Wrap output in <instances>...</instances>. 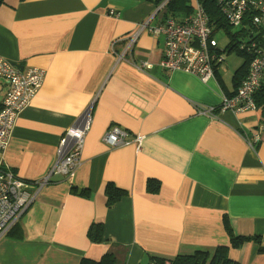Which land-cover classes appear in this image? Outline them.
<instances>
[{"label":"crops","instance_id":"obj_1","mask_svg":"<svg viewBox=\"0 0 264 264\" xmlns=\"http://www.w3.org/2000/svg\"><path fill=\"white\" fill-rule=\"evenodd\" d=\"M163 4L5 0L1 5L0 56L24 69L42 68L45 76L18 115L0 163L24 180L42 181L57 161L63 135L87 111L92 124L74 176H52L14 235L0 238V264H80L106 252L116 254L119 264L213 254L231 245L225 218L236 235L262 237L260 244L249 240L231 247L230 256L241 264H264L262 109L219 110L223 95L237 89L221 67L203 82L159 65L165 35L138 32L145 21L163 22ZM7 89L0 81L1 104ZM198 105L217 108L202 115ZM112 126L128 133L116 147L103 140ZM150 179L159 182L158 190H149ZM109 184L126 192L112 206ZM72 185L89 195L71 192ZM95 223L103 225L98 243L88 235Z\"/></svg>","mask_w":264,"mask_h":264},{"label":"built area","instance_id":"obj_2","mask_svg":"<svg viewBox=\"0 0 264 264\" xmlns=\"http://www.w3.org/2000/svg\"><path fill=\"white\" fill-rule=\"evenodd\" d=\"M163 6L164 4L159 10ZM226 10L229 21L236 26L241 23L247 11H254V24L261 27L262 33L259 36L264 37V0H227ZM142 30L165 35L164 54L159 65L169 72L183 70L197 75L203 82H208L214 78L216 69L225 61L226 50L219 47L209 17L197 0L194 2V11L182 21L170 17L156 26H150L145 21L138 33ZM136 36L135 34L133 40ZM244 42L239 43L240 48L245 49L252 57L249 71L234 94L223 95L219 110L240 113L258 109L255 94L264 78V40L252 39L248 44ZM146 64L144 62L145 66ZM44 76L45 70L42 68L29 66L20 70L12 61L0 56V77L5 78L8 83L0 109V152L9 142L18 115L42 86ZM198 107L202 115H213L217 108L205 105ZM91 124V114L87 111L63 135L57 161L50 174L42 181L32 184L9 167H0V238L20 219L35 195L52 176H74L81 163L83 143ZM127 134L119 126H112L104 134L103 140L107 146L116 147L125 142Z\"/></svg>","mask_w":264,"mask_h":264},{"label":"trees","instance_id":"obj_3","mask_svg":"<svg viewBox=\"0 0 264 264\" xmlns=\"http://www.w3.org/2000/svg\"><path fill=\"white\" fill-rule=\"evenodd\" d=\"M157 6L164 4L163 10L161 12V19L164 21L167 18H175L177 21H182L187 15L194 11V1L193 0H152ZM198 4L205 10L209 17L210 25L213 27L214 34L218 31H225V33L230 37L227 46L225 47V52L229 53L230 50L235 49L236 52L246 58V60L236 69L233 74L234 87L238 88L243 79L246 77L249 71L250 59L252 57L246 52L245 49L240 48L241 42L246 44L250 43L252 39L264 40V37L259 35L262 33L261 27L254 24V11L249 10L242 17V21L239 25H232L227 17V0H197ZM5 3V0H0V7ZM233 30V28H237ZM218 69H216L217 71ZM218 72V71H217ZM264 79V78H263ZM258 108L262 109L261 117L264 120V80L261 82V86L255 94ZM2 104L0 103V109ZM0 167H6V165L1 161ZM12 171H16L10 168ZM27 181V180H25ZM29 183L35 184L36 181H27ZM148 188L150 191H156L159 188V182L150 179ZM71 192L77 193L79 195L87 196L89 195V190L86 188L78 189L76 185L71 186ZM107 194V204L112 206L116 201H118L124 194L125 190L116 187L113 184H109L106 190ZM18 221L10 228L7 235L13 236L14 232L18 229ZM225 226L230 237V246L220 245L216 248L215 252L211 254L208 251H197L191 255H177L174 259H164L152 257L148 264H241L240 262L234 260L230 256L231 247L239 248L245 242L249 240H255L260 244L261 236H245L236 235L231 228V225L227 218H225ZM89 238L92 242H101L103 235V225L102 223H95L91 225L88 232ZM259 251L264 252V246L259 245ZM119 259L116 254L112 252H106L100 260L82 258L80 264H119Z\"/></svg>","mask_w":264,"mask_h":264},{"label":"rangeland","instance_id":"obj_4","mask_svg":"<svg viewBox=\"0 0 264 264\" xmlns=\"http://www.w3.org/2000/svg\"><path fill=\"white\" fill-rule=\"evenodd\" d=\"M236 29H238V27L233 28V30H236ZM214 36L216 40L218 41L220 48H225L227 46V43L230 40V37L225 33L224 30L218 31ZM225 55H226V58L223 64L221 65V69H222L223 76L225 77V80L229 82V84L231 85L233 84L232 76H233L234 71L242 64L243 61L246 60V58L238 54L235 49L230 50V52L225 53ZM0 81L7 82V80L3 77H0Z\"/></svg>","mask_w":264,"mask_h":264},{"label":"water","instance_id":"obj_5","mask_svg":"<svg viewBox=\"0 0 264 264\" xmlns=\"http://www.w3.org/2000/svg\"><path fill=\"white\" fill-rule=\"evenodd\" d=\"M165 4V3H164ZM20 70H23L24 69V67L23 66H20V65H18L17 63H14ZM62 180V179H64V176H62V175H58V174H56V175H54L50 180Z\"/></svg>","mask_w":264,"mask_h":264}]
</instances>
